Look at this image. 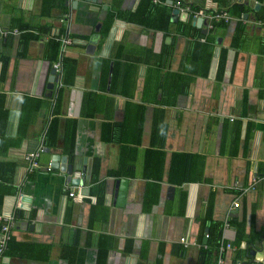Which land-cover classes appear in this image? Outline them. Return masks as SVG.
Segmentation results:
<instances>
[{
  "label": "crops",
  "instance_id": "crops-1",
  "mask_svg": "<svg viewBox=\"0 0 264 264\" xmlns=\"http://www.w3.org/2000/svg\"><path fill=\"white\" fill-rule=\"evenodd\" d=\"M8 216L0 264H264V0H0Z\"/></svg>",
  "mask_w": 264,
  "mask_h": 264
},
{
  "label": "built area",
  "instance_id": "built-area-1",
  "mask_svg": "<svg viewBox=\"0 0 264 264\" xmlns=\"http://www.w3.org/2000/svg\"><path fill=\"white\" fill-rule=\"evenodd\" d=\"M154 2H158V0H154ZM174 7L177 8L179 10V12H187V14L191 17L194 16H207L210 20H212L213 18L216 17H221L224 18L225 20L228 19L226 12H221L219 14H204L202 11L200 12H196L194 11L190 6L187 5H182L179 2H175ZM217 19V18H216ZM208 27H212V24H210ZM55 67L57 68V64L55 65ZM42 145L43 143L40 144L39 148L35 151V152H29L26 154L25 158L31 161L32 166L36 165V158L39 156L40 152L43 151L42 149ZM52 166V162L49 163L48 165V169H50ZM74 193L71 192L70 195H73ZM233 207H238L239 203L237 201L233 202ZM0 219H2L0 217ZM3 220V225L1 226V232H0V253L3 252V250L5 249L6 245H7V241L9 240L10 236H9V231H10V227L12 225V221H13V216H8L5 217ZM205 237H208V233H205ZM181 242H183V244L186 246L188 245V242L186 241V239L184 237L180 238ZM193 245H196V241H192L191 242ZM231 247V243L228 241H220L219 246H218V258L216 260V263L214 264H223L224 263V259L223 256L225 254V252Z\"/></svg>",
  "mask_w": 264,
  "mask_h": 264
},
{
  "label": "water",
  "instance_id": "water-1",
  "mask_svg": "<svg viewBox=\"0 0 264 264\" xmlns=\"http://www.w3.org/2000/svg\"><path fill=\"white\" fill-rule=\"evenodd\" d=\"M173 2L171 1V4ZM172 14L173 16H177L178 14H180L181 16H184V19H189V20H192L193 22H195L198 26H201L202 24H205L207 23V19L205 18H202V17H188V14L187 12H179V10L177 8H174L173 11H172ZM97 41V34L95 33L93 36L90 37V40H89V46H93L95 44V42ZM52 74H54L55 76V69L52 68L51 70V76L48 78V81L50 82L49 85H51V82L53 81V76ZM53 160L58 162L59 163V160H60V157L59 156H56V157H53ZM67 173L68 175H71L72 174V169H71V165L69 164L67 166ZM69 181H76V183L79 181V178H74L72 176H69L68 177ZM127 183H128V180L127 179H120L118 182H117V190H116V202L118 205H121L123 203V201L125 200V197H126V187H127ZM263 246H264V243H263ZM256 253V250L254 251H251V255H255Z\"/></svg>",
  "mask_w": 264,
  "mask_h": 264
},
{
  "label": "trees",
  "instance_id": "trees-1",
  "mask_svg": "<svg viewBox=\"0 0 264 264\" xmlns=\"http://www.w3.org/2000/svg\"><path fill=\"white\" fill-rule=\"evenodd\" d=\"M162 1H165V0H162ZM1 112H2V110H1ZM49 140H50V136H49ZM47 144L50 145V141ZM171 164L174 165V163H171ZM172 174H173V172H172ZM171 181H172V179H171ZM210 216H211V206L209 205L207 208V211L205 213V219L210 218ZM222 228H223V223H220V224L217 223V224H215V227L213 226V228L210 227L208 238H207L208 242L206 243V249H203L200 252L202 257L205 258V256H207L208 253H210V251H212V248H215L217 250L218 245L220 243V239H221Z\"/></svg>",
  "mask_w": 264,
  "mask_h": 264
}]
</instances>
